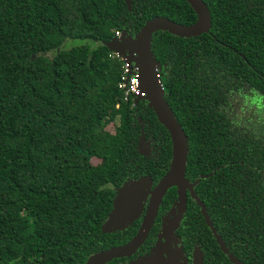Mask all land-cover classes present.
Segmentation results:
<instances>
[{
  "label": "trees",
  "instance_id": "16d2710c",
  "mask_svg": "<svg viewBox=\"0 0 264 264\" xmlns=\"http://www.w3.org/2000/svg\"><path fill=\"white\" fill-rule=\"evenodd\" d=\"M202 1L207 33L158 31L151 51L187 137L185 178L197 181L226 248L243 264H264V139L224 109L236 89L264 98V0ZM158 17L196 21L185 0H131L130 10L125 0H0V264H83L136 234L141 218L122 231L102 226L125 182L149 177L154 187L165 175L172 146L143 97L124 100L123 63L105 43ZM175 200L171 188L159 214ZM193 201L179 231L187 260L197 247L202 264H232ZM153 241L150 233L134 256Z\"/></svg>",
  "mask_w": 264,
  "mask_h": 264
},
{
  "label": "water",
  "instance_id": "95a60500",
  "mask_svg": "<svg viewBox=\"0 0 264 264\" xmlns=\"http://www.w3.org/2000/svg\"><path fill=\"white\" fill-rule=\"evenodd\" d=\"M185 1L196 14V21L192 25L184 26L167 18L158 17L147 21L133 37H129L125 33H122L119 37H114L109 42L105 43L111 52H115L121 58L123 57L122 59H124L127 64H134L139 67L140 89L144 94L143 99L148 102L158 122L168 132L172 146V157L165 175L156 183L154 187L149 177L139 178H143L146 180L145 183L147 182L146 185L148 195L146 201L148 199V203L146 209L144 206L145 212L136 234L128 242L122 245L111 247L89 256L86 262L83 264H107L115 259L129 258L133 256L145 243L157 216L162 198L171 188L176 189L177 200L170 211L173 219L168 222V226L164 232L165 246L167 249V263L175 264V257L173 258V256H171V239L176 229L179 227L183 213L185 212L186 191H188L190 196L195 199L196 203L201 206L205 222L213 233L222 253L232 264H243L226 248L221 238L217 235L211 220L203 209L202 203L196 198L194 187L197 184V181L192 183L185 178L186 162L188 156L187 137L185 136L183 129L177 122L175 116L163 97V89L160 85L157 72L158 63L156 62L151 51L152 36L158 31H165L181 38L195 37L208 32L209 28L211 27V17L205 3L202 0ZM125 3L127 8L130 10L131 0H125ZM139 149L140 148L138 146V150ZM139 153L141 155L147 156L149 154V149H147V154H142L140 151ZM133 181L135 180L127 181L124 184ZM120 188L117 189V195L114 198L113 207L110 214L115 207V200L119 194ZM123 207L126 212H129L132 208V203H127ZM143 211L130 221L123 222V227L119 230L122 231L129 227L143 214ZM104 224L102 226V231L104 233H112L117 231L105 230ZM172 242L176 246L174 239ZM160 250L161 245L157 244L150 256L140 257L134 261H131L130 263L119 264H162V259L153 260V255L159 252L161 253ZM177 253L181 255V259L186 262L181 248L178 249ZM192 264H202L201 254L198 250L194 252Z\"/></svg>",
  "mask_w": 264,
  "mask_h": 264
},
{
  "label": "rangeland",
  "instance_id": "374dc122",
  "mask_svg": "<svg viewBox=\"0 0 264 264\" xmlns=\"http://www.w3.org/2000/svg\"><path fill=\"white\" fill-rule=\"evenodd\" d=\"M82 42L79 40H71L67 42V46H78ZM113 54H116L113 52ZM123 58V57H122ZM138 78L140 79L139 70H137ZM140 93L142 91H139ZM227 105V106H226ZM225 112L230 119L239 125L250 134L253 133L256 137L264 139V98L257 92L251 89L243 88L236 89L226 97ZM111 132L113 129L109 127ZM98 138L102 135H98ZM139 145V151L142 154H147V149L150 148L148 143L143 139ZM145 179H138L133 182L124 184L115 200V207L104 224V229L107 231L119 230L123 227V222L130 221L135 216L139 215L145 206L147 198V185ZM132 203V208L126 212L124 205ZM154 259H162L161 253L153 255Z\"/></svg>",
  "mask_w": 264,
  "mask_h": 264
},
{
  "label": "flooded vegetation",
  "instance_id": "af4514ba",
  "mask_svg": "<svg viewBox=\"0 0 264 264\" xmlns=\"http://www.w3.org/2000/svg\"><path fill=\"white\" fill-rule=\"evenodd\" d=\"M146 143V142H145ZM151 145H153V143L151 142ZM150 151V150H149ZM198 197V196H197ZM193 198L190 196V193L188 192V191H186V204H187V201H189V200H191V201H193V202H196L195 201V199H193ZM176 200H177V196H176ZM175 200V201H176ZM174 201V202H175ZM172 203L171 204V206H170V208L168 209V210H165L164 212H162V214H159L160 213V211H159V209H160V206H159V209H158V213H157V216H156V218H155V220H154V223H153V226H152V228H151V230H150V232H149V234L150 233H152L153 234V236H154V241H153V244L150 246V248L144 253V254H142V255H137V256H131V257H129V258H123V259H127L126 261H121V262H118L117 264H119V263H130L131 261H134V260H136V259H138V258H140V257H147V256H150L151 255V253H152V251L155 249V247H156V245L157 244H160L161 245V253H162V257H163V260H162V264H168L167 263V256H166V246H165V240H164V232L166 231V228H167V226H168V222L170 221V220H172L173 219V216H171V212H169L170 211V209L173 207V204H175V203ZM147 203H148V199H147V201H146V203H145V209H146V206H147ZM145 209H144V211H143V214L138 218V219H140L141 218V221H142V218H143V215H144V212H145ZM186 209V208H185ZM204 209V208H203ZM205 210V212H206V214H207V211H206V209H204ZM185 212H186V210H185ZM185 212L183 213V216H182V219H181V221H180V224H179V227L176 229V231H175V233H174V235L172 236V239H171V256H173V258L175 257V264H190L189 263V261L187 260V258H186V255L184 254V252L182 251V254H183V256L185 257V260H186V262H184V260L183 259H181V255H179L178 253H177V251H178V249L179 248H181V250H182V247H181V243H182V241H181V239H182V236H181V234H179V231H180V229H181V223H182V221H183V218H184V215H185ZM201 215H202V218H203V220H204V222H205V219H204V217H203V214H202V208H201ZM207 216H208V214H207ZM209 217V216H208ZM158 219H159V221H158ZM210 219V218H209ZM137 220V219H136ZM206 223V222H205ZM213 224V223H212ZM207 225V224H206ZM140 226V225H139ZM154 226H157V229L156 230H153V228H154ZM208 226V225H207ZM210 229V228H209ZM154 231V232H153ZM211 231V230H210ZM212 233V232H211ZM212 235H213V233H212ZM149 236V235H148ZM214 236V235H213ZM148 238V237H147ZM215 238V237H214ZM173 239L175 240V242H176V246L174 245V243L172 242L173 241ZM216 240V239H215ZM217 242V241H216ZM218 244V243H217ZM197 245V244H196ZM219 246V245H218ZM141 248V247H140ZM139 248V249H140ZM138 249V250H139ZM198 250V248L197 247H194L193 248V250L191 251V256H192V258L190 259L191 260V264H192V259H193V255H194V252H196L197 250ZM198 251H200V250H198ZM222 252V251H221ZM137 253V252H136ZM135 253V254H136ZM200 253V252H199ZM224 255V254H223ZM225 256V255H224ZM132 257H134V258H132Z\"/></svg>",
  "mask_w": 264,
  "mask_h": 264
},
{
  "label": "built area",
  "instance_id": "2783aa9c",
  "mask_svg": "<svg viewBox=\"0 0 264 264\" xmlns=\"http://www.w3.org/2000/svg\"><path fill=\"white\" fill-rule=\"evenodd\" d=\"M120 35V33H116L115 37H119ZM114 55L117 56L123 63L119 88L123 91L124 100H128L130 97H143V92H139L141 91L140 79L137 75V70H139V67L134 64H127L125 60L119 57L117 54Z\"/></svg>",
  "mask_w": 264,
  "mask_h": 264
}]
</instances>
